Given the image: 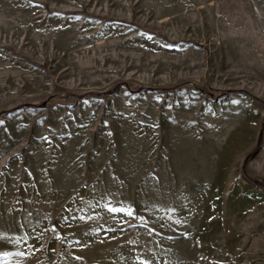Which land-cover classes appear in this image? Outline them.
I'll use <instances>...</instances> for the list:
<instances>
[{
	"label": "rangeland",
	"instance_id": "rangeland-1",
	"mask_svg": "<svg viewBox=\"0 0 264 264\" xmlns=\"http://www.w3.org/2000/svg\"><path fill=\"white\" fill-rule=\"evenodd\" d=\"M263 121L264 0H0V264H264Z\"/></svg>",
	"mask_w": 264,
	"mask_h": 264
},
{
	"label": "trees",
	"instance_id": "trees-1",
	"mask_svg": "<svg viewBox=\"0 0 264 264\" xmlns=\"http://www.w3.org/2000/svg\"><path fill=\"white\" fill-rule=\"evenodd\" d=\"M263 131H264V121H263V123H262L261 131H260V134H259V139H258L259 142L261 141V137H262V133H263ZM256 183H258V181H257ZM258 184H259V183H258Z\"/></svg>",
	"mask_w": 264,
	"mask_h": 264
}]
</instances>
